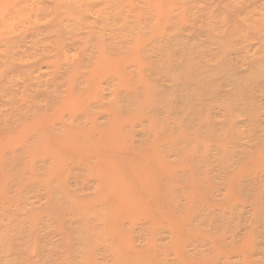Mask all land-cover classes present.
<instances>
[{
    "label": "bare ground",
    "instance_id": "obj_1",
    "mask_svg": "<svg viewBox=\"0 0 264 264\" xmlns=\"http://www.w3.org/2000/svg\"><path fill=\"white\" fill-rule=\"evenodd\" d=\"M0 264H264V0H0Z\"/></svg>",
    "mask_w": 264,
    "mask_h": 264
}]
</instances>
